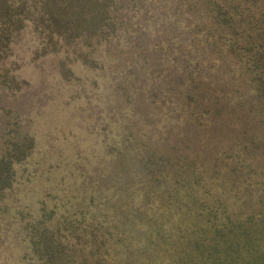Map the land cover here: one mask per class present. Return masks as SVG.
<instances>
[{"label": "rangeland", "instance_id": "obj_1", "mask_svg": "<svg viewBox=\"0 0 264 264\" xmlns=\"http://www.w3.org/2000/svg\"><path fill=\"white\" fill-rule=\"evenodd\" d=\"M99 1L0 6V264H264V0Z\"/></svg>", "mask_w": 264, "mask_h": 264}, {"label": "trees", "instance_id": "obj_2", "mask_svg": "<svg viewBox=\"0 0 264 264\" xmlns=\"http://www.w3.org/2000/svg\"><path fill=\"white\" fill-rule=\"evenodd\" d=\"M98 1H99V0H98ZM99 2H100V1H99ZM2 3H3V5H5V0H0V6L2 5ZM103 3L106 4V3H107V0H104ZM100 5H101V4H100ZM102 5L104 6V4H102ZM90 6H91V7H96V6H98V5H96V4H91V3H90ZM106 8H107V7H106Z\"/></svg>", "mask_w": 264, "mask_h": 264}]
</instances>
